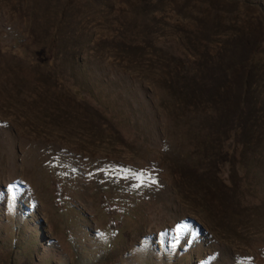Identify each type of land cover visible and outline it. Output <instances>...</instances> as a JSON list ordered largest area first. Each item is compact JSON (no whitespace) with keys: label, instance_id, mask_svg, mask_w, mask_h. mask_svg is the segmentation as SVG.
Listing matches in <instances>:
<instances>
[{"label":"rangeland","instance_id":"374dc122","mask_svg":"<svg viewBox=\"0 0 264 264\" xmlns=\"http://www.w3.org/2000/svg\"><path fill=\"white\" fill-rule=\"evenodd\" d=\"M0 264H264V0H0Z\"/></svg>","mask_w":264,"mask_h":264},{"label":"trees","instance_id":"16d2710c","mask_svg":"<svg viewBox=\"0 0 264 264\" xmlns=\"http://www.w3.org/2000/svg\"><path fill=\"white\" fill-rule=\"evenodd\" d=\"M237 122H234L233 124V126H231L229 129H228V133H229V135L227 136V138H226V141L223 143V145L225 146V148H227L229 151H232L233 152V148L234 147H232V144H231V141H232V139L236 136V134L238 133V131L240 130V129H237L235 126H237V124H236ZM238 128H240V127H238ZM219 172V171H218ZM218 176L220 177V174L218 173Z\"/></svg>","mask_w":264,"mask_h":264}]
</instances>
